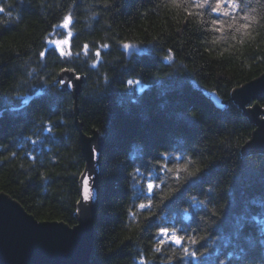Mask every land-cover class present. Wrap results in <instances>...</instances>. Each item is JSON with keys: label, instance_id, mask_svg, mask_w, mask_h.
I'll list each match as a JSON object with an SVG mask.
<instances>
[{"label": "trees", "instance_id": "trees-1", "mask_svg": "<svg viewBox=\"0 0 264 264\" xmlns=\"http://www.w3.org/2000/svg\"><path fill=\"white\" fill-rule=\"evenodd\" d=\"M203 2L14 0L12 16L0 15L8 21L0 23V192L38 220L77 222V109L84 133L105 136L90 264H264V154L243 151L254 124L231 99L264 72V0H243L244 12L224 3L229 15L196 6ZM65 16L71 54L61 57L47 40ZM64 69L84 79L77 108L70 91L52 86ZM165 163L172 171L160 173ZM197 168L202 181L185 185ZM149 172L160 185L151 196ZM149 199L151 208L138 207ZM159 227H174L182 246L157 238Z\"/></svg>", "mask_w": 264, "mask_h": 264}, {"label": "water", "instance_id": "water-1", "mask_svg": "<svg viewBox=\"0 0 264 264\" xmlns=\"http://www.w3.org/2000/svg\"><path fill=\"white\" fill-rule=\"evenodd\" d=\"M73 70H62L59 78L72 79L76 85L73 91L74 105L77 108L78 96L82 90L84 79L76 80ZM264 97V72L255 78L235 87L231 99L249 115L254 124L251 137L243 146L244 152H260L264 154V106L259 99ZM210 98L217 108L223 109L228 100L216 92ZM251 105V107H249ZM75 111V126L78 130L79 142L84 158V167L79 176V199L77 201V222L69 225L59 220H38L23 205L4 191L0 192V264H90L94 244V218L98 205V185L101 174V156L93 161L87 151L89 143L101 145L105 136L96 130L86 134L81 129ZM91 178L90 187L94 195L90 202L84 201L83 180ZM181 247L182 244L176 245Z\"/></svg>", "mask_w": 264, "mask_h": 264}, {"label": "snow or ice", "instance_id": "snow-or-ice-1", "mask_svg": "<svg viewBox=\"0 0 264 264\" xmlns=\"http://www.w3.org/2000/svg\"><path fill=\"white\" fill-rule=\"evenodd\" d=\"M224 3H227L231 8L235 9L237 12H244L245 11L246 5L243 3V0H216L215 6H212L209 3V0H204L203 3L198 4L196 6L199 8H203L205 5H208L211 8L212 12L222 13L224 15H229L227 10H225L222 7V5ZM13 10H14V0H0V15H7L8 17H11ZM244 18L247 19V16L245 15ZM70 21H71V16H65L61 27L68 28ZM0 23L7 24L8 21L4 20L3 22H0ZM213 23L219 25L221 23V21L215 20V21H213ZM241 28L244 30H247L250 28V25L248 23H244L241 25ZM237 30L239 31V29H237ZM215 31L220 32V31H222V29L216 28ZM69 36H71V33H69ZM50 43H53V42L50 41ZM130 46L131 45L129 43H126V42L123 43V48H129ZM103 48H108V45L107 44L103 45ZM88 49H89V45L85 44L84 45V51L86 54L88 52ZM171 51L172 50L169 49L170 53H171ZM59 54L61 57H64L66 55H70L71 53H65L62 49H60ZM39 55L42 58L46 57V51H41L39 53ZM95 55H96V57H99L101 55L100 47H97ZM166 59L172 60L173 57H172V55H169L166 57ZM64 71H67V69H64ZM74 76H75L76 80L81 79V77L79 75H76L75 73H74ZM127 83L129 85H132L134 82L132 80H128ZM135 83L139 84V81H136ZM56 84H58L60 86L59 91L61 93L66 91V90L67 91H73L76 87V85L74 84L72 79H64L63 77H60L56 81H54L52 86L54 87ZM55 99H56L57 103H59L60 101L63 100V97L57 96V97H55ZM249 107H251V105H249ZM189 118L194 121L196 119V116L191 115ZM51 130H52L51 128H48L49 132H51ZM87 151L89 153L90 158L93 161H98L100 156H101V145L99 143H96V142L89 143V145L87 147ZM160 155H161V159H164V160L168 159V154L161 153ZM178 159H183V157H179ZM159 171H160V173H165V172H171L172 169H170L168 167L167 163H165V164L159 166ZM184 171H187V169L185 168ZM135 172H136V175H142L140 168H137L135 170ZM180 174H181V171L179 169H177V171H176L177 179L179 178ZM129 175H131V173ZM203 175H204V170H201L199 168H197L195 171L188 172L187 177L185 178V185H193V184H196L198 182H201ZM144 179L147 181V183H146L147 193L151 196V194L154 192V190L157 187H160V185H156L153 182L155 179H159V176H157L153 172H149V174L147 176H145ZM90 183H91V178L88 176H85V178L83 180V186H84L85 191H84V194L82 195V199L84 201H87V202H90L93 195H94V188L89 186ZM185 190H186V187L183 189H178L177 193L178 194L182 193ZM172 198H175V197L173 196ZM165 199H169V198L165 197ZM191 200L193 202H197L196 196H192ZM199 203L203 204L204 201H199ZM138 207L141 209L151 208L152 207V200L149 199L147 204L140 203L138 205ZM77 211L79 212L80 209L77 208ZM161 236L168 237V239H170L176 245H180L184 242L183 238L177 234V231L174 227L172 229H170L169 227H159L158 231H157V238H159ZM159 243L161 245H163L165 243V240L159 239ZM192 243H196V241L193 239ZM156 251L159 252L160 248L157 247ZM184 252L186 255H191L193 257H195L197 255V253L195 251L189 252L187 247L184 248Z\"/></svg>", "mask_w": 264, "mask_h": 264}, {"label": "rangeland", "instance_id": "rangeland-1", "mask_svg": "<svg viewBox=\"0 0 264 264\" xmlns=\"http://www.w3.org/2000/svg\"><path fill=\"white\" fill-rule=\"evenodd\" d=\"M62 23L57 27L56 32H54L47 40V46H54L58 51L62 49L65 53H67L70 49L72 31L70 29V23L68 28L61 27ZM69 33H71V36H69ZM50 41L53 43H50ZM124 50L128 53L135 50L139 51V49L134 45H131L129 48H124Z\"/></svg>", "mask_w": 264, "mask_h": 264}, {"label": "clouds", "instance_id": "clouds-1", "mask_svg": "<svg viewBox=\"0 0 264 264\" xmlns=\"http://www.w3.org/2000/svg\"><path fill=\"white\" fill-rule=\"evenodd\" d=\"M0 22H3V20H0Z\"/></svg>", "mask_w": 264, "mask_h": 264}]
</instances>
